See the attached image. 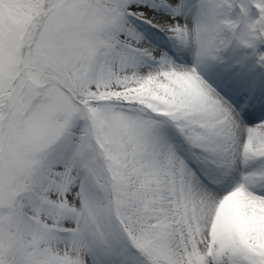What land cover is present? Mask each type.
<instances>
[{
  "label": "snow or ice",
  "instance_id": "6c2138e0",
  "mask_svg": "<svg viewBox=\"0 0 264 264\" xmlns=\"http://www.w3.org/2000/svg\"><path fill=\"white\" fill-rule=\"evenodd\" d=\"M0 264H264V0H0Z\"/></svg>",
  "mask_w": 264,
  "mask_h": 264
}]
</instances>
